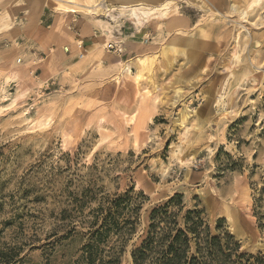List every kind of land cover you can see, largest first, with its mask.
<instances>
[{
  "label": "rangeland",
  "instance_id": "rangeland-1",
  "mask_svg": "<svg viewBox=\"0 0 264 264\" xmlns=\"http://www.w3.org/2000/svg\"><path fill=\"white\" fill-rule=\"evenodd\" d=\"M46 1L95 21L101 41L96 62L51 64L46 30L0 0V264H87L98 207L131 190L121 264L176 194L264 264V0Z\"/></svg>",
  "mask_w": 264,
  "mask_h": 264
},
{
  "label": "trees",
  "instance_id": "trees-1",
  "mask_svg": "<svg viewBox=\"0 0 264 264\" xmlns=\"http://www.w3.org/2000/svg\"><path fill=\"white\" fill-rule=\"evenodd\" d=\"M133 194L131 190L107 207L103 204L98 207L103 224L84 248L87 264H121L123 241L134 234L140 210ZM120 204L126 206L122 208ZM184 211L180 194L152 211L146 236L132 253L133 264H252V255L240 253V246L232 236H212L200 211L182 214ZM121 219H125V226L131 227L128 234L121 228ZM112 237L118 244L102 248Z\"/></svg>",
  "mask_w": 264,
  "mask_h": 264
},
{
  "label": "crops",
  "instance_id": "crops-1",
  "mask_svg": "<svg viewBox=\"0 0 264 264\" xmlns=\"http://www.w3.org/2000/svg\"><path fill=\"white\" fill-rule=\"evenodd\" d=\"M67 3L71 4V2ZM7 5H10V14L14 20L22 19L27 24L35 20L36 26L46 30L49 37L45 39L47 41L43 46L47 52V60L51 64H54L55 60H61L66 64L65 68L69 69L75 66L80 67L83 59L96 62V59L87 58L91 46H97L99 49L98 44L101 41L95 21H85L79 14L74 15L75 12H66V15L59 16L47 5L46 0H13V3H4V6ZM62 16V20L69 19L68 26L60 22ZM64 16L68 17L64 18ZM39 41L37 40V43L41 45ZM80 54H84L83 59L79 58Z\"/></svg>",
  "mask_w": 264,
  "mask_h": 264
},
{
  "label": "bare ground",
  "instance_id": "bare-ground-1",
  "mask_svg": "<svg viewBox=\"0 0 264 264\" xmlns=\"http://www.w3.org/2000/svg\"><path fill=\"white\" fill-rule=\"evenodd\" d=\"M165 2V1H164ZM173 2V1H172ZM178 2V1H177ZM187 2V1H186ZM258 2H259V0H258ZM176 3V2H175ZM260 3V2H259ZM140 4V3H139ZM190 4V3H189ZM164 5V4H163ZM171 5V4H170ZM194 4H192V6H193ZM148 5H144V4H140V5H137V6H135L134 8H133V10H134V13H133V11H131L132 13H133V16H134V18H135V20L136 19H138V21L139 22H141L142 20H143V18L140 16V14L139 13H143V14H145V11L147 10V11H149V10H151V9H148V7H147ZM165 7V6H164ZM197 7V6H196ZM129 8V7H128ZM152 8H155L154 6H152ZM167 8V7H166ZM229 8V7H228ZM232 8V7H231ZM127 9V8H126ZM69 10V9H68ZM67 10V11H68ZM88 10V9H87ZM90 10V9H89ZM88 10V11H89ZM132 10V9H131ZM141 10H143V11H141ZM234 10V9H233ZM70 12V11H69ZM71 12H75L74 10H71ZM77 12V11H76ZM93 12H95V11H93ZM132 16V17H133ZM143 16V15H142ZM145 17V16H144ZM87 32V31H86ZM130 42H132V41H130ZM187 47V46H186ZM168 49H172V46H170V47H167L166 49H164V53H165V55H166V53H167V51H168ZM162 51V50H161ZM185 53V52H184ZM154 55H155V53H153ZM152 54V55H153ZM186 54V53H185ZM146 56V55H145ZM152 58H153V56H151ZM139 58H141V57H139ZM137 61V62H136ZM135 61V65H136V67H138V68H142V65L144 64V62H145V59H138V60H136ZM147 62V61H146ZM147 64V63H146ZM132 65H134V61H126V62H124L123 63V66L121 67V69H120V75H125V74H130V75H132ZM143 66H145V65H143ZM148 66V65H147ZM143 69V68H142ZM141 69V71L143 72V70ZM146 69H147V67H146ZM141 78H142V74H141V72L139 71L136 75H135V79H136V81L137 82H139L140 83V80H141ZM177 97V96H176Z\"/></svg>",
  "mask_w": 264,
  "mask_h": 264
},
{
  "label": "built area",
  "instance_id": "built-area-1",
  "mask_svg": "<svg viewBox=\"0 0 264 264\" xmlns=\"http://www.w3.org/2000/svg\"><path fill=\"white\" fill-rule=\"evenodd\" d=\"M148 42H149V39L146 38L145 43H148ZM116 48H117V47H116L115 44L110 43V44L107 45L106 50H107L108 52H111V51H114ZM79 58H80V59H83V58H84V54H80V55H79Z\"/></svg>",
  "mask_w": 264,
  "mask_h": 264
}]
</instances>
